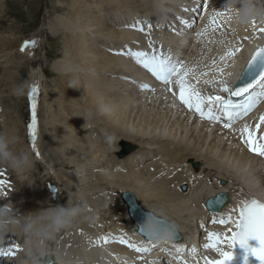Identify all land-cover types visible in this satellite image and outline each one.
I'll return each mask as SVG.
<instances>
[{"label": "bare ground", "instance_id": "6f19581e", "mask_svg": "<svg viewBox=\"0 0 264 264\" xmlns=\"http://www.w3.org/2000/svg\"><path fill=\"white\" fill-rule=\"evenodd\" d=\"M70 1V6H66L68 8L66 19L63 20V17V19L61 17L56 19L58 22L56 23L66 32H64V36H66L64 38L65 55L62 60L55 64V69L59 74L57 78L59 83L56 88L57 93L65 101L63 110H60L63 113V120L59 122L58 128H61L63 133L67 134V142L65 143L62 137L59 134L57 135V141H55L59 149L57 152L54 151L58 157L55 165L64 164V162L72 164L76 161L74 159L68 160L66 153V156L60 155L62 143V146L67 148L72 146L78 152L83 151V146L85 145H87L89 150L91 149L88 155L91 156V160L86 163L76 164L81 168V172L86 170L87 167L85 166L90 163L93 164L91 168H95L97 165H104V160L101 158L104 151L98 155L102 148H98L84 131V124L81 119L85 111H89L98 121L100 120V123L105 125L104 127H110L117 132H114L115 134L119 133V137L117 135V150L124 141L131 143V145H136L134 147L136 149H133L128 154L119 155L120 158H117V156L113 158V163L117 166L115 170H118L119 179L110 181L105 178L103 185H97L98 188L102 187V189L107 191L114 190V199L116 201L113 200L117 202L116 205L123 214H120L123 217L119 219L121 226L117 230L118 226L114 222V226H111L112 228L108 230L102 228L103 222V225L97 226L95 225L96 223L91 221L94 212H90L92 203L88 198L89 191H86L88 188L79 192L77 189V195L74 192L72 193L67 186H65L64 190L58 188L59 192L55 188V192L64 194L65 198L69 197L68 200L64 198V200L54 199L47 202L42 195L43 193H41L38 170L31 163L32 167L27 168L32 172L28 178L20 176L15 181L16 184L11 183L12 187H6L5 185V189L0 181V206L7 205L12 210L13 220L9 229L0 238L4 240L3 247L0 248L7 250L5 255L0 256L1 264H40L43 256L49 254L54 255L59 264H64V259L70 264H83V259L91 264H144L135 257L136 248L130 247L129 244H134L137 248L145 245L153 247L156 257L154 258V255L151 254L146 256L156 261L160 255L162 256L165 253L171 259L170 264H179L180 257H186L189 253H193L192 249H195V252L197 251L198 253L195 254L190 264L196 263L202 257L214 258L217 252L210 248H204V244L208 243V227L215 228L214 224L219 222L214 223L213 220L219 221L221 218H228L227 212L231 208L244 201L246 197L258 189L254 185L256 182H249L238 177V173L244 170L246 165L236 169L233 179L227 177L228 173H226V170L228 167L235 168L233 162L224 161L229 157V145H232L233 142L235 143V140L236 143L234 145L236 146L241 145L242 142H240V138H232L231 140L227 139V142L224 143V139L226 136L237 137V135H241V130L245 125L249 129L251 127L250 124L255 126V124L260 123L259 115L252 122L249 116L243 120H235L232 122L231 127H225L228 121L224 117L218 122L219 124L223 123L221 126L216 124L217 121L205 118L206 120H203L205 125L200 129L197 125L195 127H193L194 125L192 126L197 119L193 120L189 127L191 118L189 117L191 116L189 112L186 113V116H188L187 123H183L186 116L180 122V116L184 111H190L192 114L194 112V119L196 117L199 118L200 115L194 109H189L185 104L184 109L176 108L177 97L170 93L169 90V87L175 85L178 88V92H176L179 95L180 87L176 83V79H172L167 85L165 83L161 84L162 86L159 89L156 88L159 80L150 71L144 70L143 66L138 64L136 59L130 55V52L144 50L149 54L155 53L158 56H164L171 51L174 53L173 57L170 58L172 61H175L176 58L180 59L182 55H187L185 63L181 66L182 72L180 73L184 76L185 84L190 86L191 89L199 91L201 95L208 96L213 93V90L216 89L221 80L230 84L235 83L253 49L264 40V31H262L264 30V9L260 11L259 17L256 13L258 20H255L257 17L255 16L256 18H254V15H252L246 22H243L238 18V14L243 7L242 0H236L234 3L233 0H207L199 25L193 30L192 17L197 13L198 4L202 0ZM253 1L255 2V0ZM259 1L264 3V0ZM255 4L258 3L255 2ZM157 6H161L163 9L157 8ZM145 9L149 10V12L151 11L153 15H147L146 13V15H142L141 12H145ZM254 9L258 12L256 7ZM2 11L3 4L0 2V51L3 52L0 58L8 56L7 59L9 61L13 59L12 50H9L13 42L11 39L6 41L4 35L2 37L4 39L1 38V35L6 30V27L2 24L4 17V15L1 16ZM148 24L151 25V28L147 26ZM149 31L154 33L155 44L162 45L157 43V39H159V42H164L160 49L151 50L152 41L148 42L146 36ZM25 41L19 40L18 53L31 52L29 47L24 50L20 48ZM237 48H239V51H236ZM229 52L234 53V55L222 61L221 56ZM184 69H190V71L185 74ZM206 81L212 82L206 83ZM143 85H148V87L145 88ZM154 88L156 90L151 92ZM161 95L164 98H162V102L157 103L159 105L158 109L160 108L161 110L157 115H153L156 112L155 110L153 113L156 102ZM168 97L173 106L172 104L170 106L168 104L165 105ZM54 107L55 99L52 98L47 107L48 111H50V114L48 113V123L58 126L57 123H54V119L59 120L60 115L54 114ZM258 113L260 114L259 111ZM75 114L76 119L73 118ZM214 126L219 128L213 131ZM203 129H206L205 133H203ZM259 131H264V126H261ZM195 133L197 134L194 136L193 134ZM214 133L217 134L212 137ZM76 134L79 135V141L76 140ZM203 134V144L198 146L200 142L196 140V136L201 138ZM261 134L264 133L262 132ZM253 139L255 144L264 145L262 141ZM83 142L85 143L83 144ZM228 142L229 144L227 145ZM223 143L224 146L220 151L221 161L218 167L219 170H222V173L219 174L220 177L214 174L216 182L213 187L206 183L194 181L192 175L197 174L201 168L194 167V162L197 165L205 166V162H209L205 161V159L210 158L213 153L217 152V148L219 149ZM205 144L207 146L206 153L203 154L202 150ZM16 149L19 150V147L12 150L15 151ZM175 149L177 151H174ZM62 150L64 151L63 148ZM250 153L253 154L251 150ZM166 155H168V159ZM185 155L187 157L183 159ZM62 156L67 157L68 159L66 160L68 161H64ZM112 156H114L113 153ZM30 158L32 159V157ZM256 158L263 159L262 156L257 157L253 154L252 159L255 160ZM40 159L43 160L42 162L40 160L41 165L47 169L49 174H52V168L55 165H51V163L54 162H50L51 160L46 157H40ZM105 162L107 163V161ZM183 163L192 168H189L187 175H182L176 180L173 188H169L168 186L172 182L169 181V175L174 173L172 170H176L178 165ZM114 165L107 163L105 167L114 169ZM196 169L198 170L197 172L195 171ZM81 172L79 176L82 175ZM100 173L105 175L106 172L103 173L101 171ZM96 175L98 174L96 173ZM220 178H227L226 183L216 186ZM53 179L55 177H52V175L48 178L50 184H52ZM67 182L69 181L66 180L65 183ZM143 182L149 184L153 182V190L151 191V188L146 189L149 185L143 184ZM181 184H188V189L181 190ZM238 184L241 186L245 185L246 190L247 188L249 190L244 191L245 193L243 194L242 190L244 189L240 190L237 186ZM262 185L264 186V179L262 180ZM169 189L178 196L177 201L183 206H178L174 202L171 204L172 202L165 197ZM219 190L230 192L232 200L224 205L222 211L207 213L204 211L205 198ZM124 191H132L145 209L171 220L178 226L183 238L180 241L159 243L153 241L149 244L148 240L137 232V227L129 216L128 208L121 197ZM236 191H238L236 196L239 197L235 196ZM66 206H68V209L65 211L57 208ZM45 211L48 219V221L46 220L47 223L44 224L45 230L39 231L43 227L42 222H38V220H32V222L29 219V214L27 217L29 220L24 222L26 219L25 212L39 218L40 213H45ZM116 212L117 210L113 214H117ZM59 213L71 214L70 223L65 227H61L60 230H55L53 217ZM113 217L111 216L109 219L112 221ZM42 218L44 219V216ZM19 221L22 224V227L19 228L21 231L27 223L31 222L33 225L32 232H28L26 238L28 241L19 240L21 233L18 229L19 225H17ZM78 225H81L80 227L85 226V229L87 226L91 228L89 227V230L84 229L87 233L81 235L77 233L79 232L77 231L78 229L76 230L77 232L75 231ZM94 225L101 227V229L96 230ZM17 231L20 233L15 236ZM216 233L220 234V232ZM28 237L31 238L29 239ZM79 238L83 239V241L81 240L82 242H79L78 245L76 242H78ZM84 238L88 239V241L84 242ZM176 244L182 245L184 251L176 253ZM21 247L23 248L22 250ZM59 247H61V250L58 251L57 248ZM167 250L170 253H166ZM72 256L75 258H72ZM80 258L82 260H79Z\"/></svg>", "mask_w": 264, "mask_h": 264}, {"label": "rangeland", "instance_id": "374dc122", "mask_svg": "<svg viewBox=\"0 0 264 264\" xmlns=\"http://www.w3.org/2000/svg\"><path fill=\"white\" fill-rule=\"evenodd\" d=\"M234 1H236V0H233V3H234ZM252 1L253 0H251V2ZM0 2L3 4V11H2L1 16L4 15V17L2 19V24H3V26L6 27V30L4 31V34L1 35V38L4 35L6 41L11 39L13 42V45H14V46L12 45L9 49L10 51L12 50V56H13L12 60L8 61V59H7L8 56H6L4 58H0V123L2 122L1 127H0L1 128L0 129V135H4L10 141H12V143L10 144V149L14 154L19 155L22 153H27L30 157H32V159H31L32 163L36 166V170H38L37 171L38 176H40L39 177L40 180L39 179L38 180L40 181V184H41V186H40L41 190H42L41 193H43L42 195L44 196V199L47 202H49L50 200H54V199L64 200V198H65L64 194L58 193V192H59V189L64 190L65 186L69 187L71 192L72 193L74 192V194L77 193V189L79 192L83 189L85 190L88 188L86 191L87 192L89 191L88 192V194H89L88 198H89L90 202L92 203L91 207H90V212L91 213L94 212V215H95V216L93 215V218L91 219V221L93 223H96L95 225H97V226H99V225L101 226L104 223V225L102 227L103 229L104 228H112L113 227L112 225L114 224L115 220H119L123 217V216H121L122 215L121 212H119L120 209L116 205L117 202H115L116 199H114L115 198L114 190L112 189L111 191L110 190L107 191L106 189H102V187L98 188L97 185H99V184H100V186L103 185L105 180H106L105 178L109 179L110 181L119 179V176H118L119 174L117 175L118 170H115V167H117V166H115L113 163L114 157L117 156V158H120L119 153H118L120 151V148H121L120 145H119V149H118L119 151L117 150V144H118L117 143V135L119 137V133L115 134L117 132L113 131L110 127H107V126H106L107 128L104 127L105 125H103V123H100V120L98 121V119H96L89 111H85V113H83V116L81 119V121L84 124V131L86 132V134L88 136H90V139L95 142V144L97 145L98 148L99 147L102 148V150H100V153H98V155L101 154L102 151H104L103 152L104 154L107 153L105 156H104V154H102L104 157L103 156L101 157L104 160V165H97V166H95V168L94 167L91 168L93 166V164L90 163V164H87L85 166V167H87L88 170L86 169L87 171L83 170L81 172V168H79L78 165H76V164L86 163V162H88V160L90 161L91 156H88V155L90 154L91 149L89 150L87 148V145H85V146H83V151L78 152L77 149L75 150V148H73L72 146H69V148L62 146L63 143H62V145L59 143L61 145V149H60L61 154L60 155L66 156V154H67V156L69 158L68 159L67 157L65 158L64 156H62L63 160L68 161V160L74 159L76 161H74L72 164L70 162L69 163L64 162V164L61 163V164L55 165V161H58V159H57L58 157H57V155H55V152H57L59 149L58 146L56 145L57 135L59 134L60 137H62L63 141L65 143L67 142V134L63 133L61 128H58L59 122L61 120H63L62 119L63 113L60 110H63L65 101H64V99H61L57 93L56 88L59 86L57 78L59 77V74L57 73V70L55 69V64L57 62H59L60 60H62V58L65 55V51H66L65 48L66 47H65V43H64L65 42L64 38L66 36H64L65 30H63V28L57 24L58 22L56 21V19L60 18V17L61 18L63 17L64 18V19L62 18L63 20L66 19L65 16H66V12L68 9L67 7L70 6L71 1L70 0H0ZM255 2H257L258 4H255ZM255 2L254 1L252 2V4H253L252 6H253V8L256 7V9L258 11L256 13L259 17L260 11L262 9H264V3H261L259 0H255ZM260 4H262V5L260 6ZM258 6H260V7H258ZM157 8H162V7L157 6ZM259 8H260V10H259ZM203 9H202V5H200V6L198 5V11L199 10L200 11L199 12L197 11V13L192 17V19H193L192 23L194 24L192 26L193 30H195L197 28V26L199 25V20L202 18V15L204 12ZM146 10L147 9H145V12L142 11L141 14H143V13L144 14L145 13L146 14H152L151 11L149 12V10H147V11ZM255 16H256V14L254 15V18L257 17V16L255 17ZM258 17L255 20H258ZM59 27H61L62 29ZM150 32H152V31L147 32V34H146L147 38H148V36L153 38L154 33L152 32V34H151ZM2 39H4V38H2ZM19 40L20 41L35 40L36 44H35V47H29L31 49V52L21 54V53L17 52ZM24 49H26V48H24ZM2 53L3 52L0 51V55H2ZM185 59H184V62H185ZM5 61H8V62H5ZM5 68H6V70H5ZM33 86H36V91L34 93V101L32 99ZM176 89H178V88H176ZM170 93H172V92H170ZM52 98L55 99L54 114L60 115L59 120L54 119V123H57L58 126H55V124L48 123V120H49L48 113L50 114V111H48L49 109L47 107H48V104L50 103ZM162 98H164L163 95H161L159 97V99H158L159 102L158 101L156 102V106H155L153 113L155 112V110H156V112L154 114L152 113L153 115H157L159 113V111L161 110L160 108L158 109L159 105H157V103L159 104L160 102H162V100H163ZM80 100H81V98H80ZM261 100L260 101L262 103L260 101H258V104L256 103L257 104L256 107H254L255 109L253 108L254 109L252 111L253 113L251 112L248 115L249 118L251 117L250 120H253L255 118L254 116L259 115L258 111L260 112L261 116H264V101H263L264 97ZM168 101H169V97L167 98L165 105L168 104L170 106V104H172V106H173V103H169ZM33 102L36 103V112H37L36 136H35L36 149L35 150L32 147L33 139H32V136L30 135L29 127H28L31 124V122H30L31 113H32L31 105ZM182 105L183 104L181 102H177V107H180ZM188 112H189V114H191V116H189V117H191L190 123H189V127H190V124L193 122V121L191 122L193 114L190 113V111H187V110L184 111V113L180 116L181 117L180 122H181V120H183V118H185L186 113H188ZM178 114H180V112H178ZM73 118L76 119V114L73 116ZM187 120H188V116H186L183 123L184 124L187 123ZM193 120H196V119L193 118ZM263 124H264V121H260V123L255 124V125H258V128H257L258 130L256 129L255 131L253 130L254 126H251L249 128V130L252 132V136H254L253 138H263V141H264V134H261L262 132L264 133V131H259V130H261V126H264ZM196 125L200 129L203 125H205V123H202V121H199V123L196 122V123L192 124L193 127H195ZM5 128H6V130H5ZM218 128L219 127L216 128V126H214L213 131H215V129H218ZM103 129H106V130H103ZM4 130H5V132H4ZM202 131H203V133H205L206 129H203ZM196 134L197 133H195L193 135L195 136ZM216 134L217 133H214V135L212 137H214ZM226 134H228V133H226ZM75 136L77 137L76 140H78L79 135L76 134ZM246 136H247V133L245 134V137ZM203 137H204V134L201 138H198L196 136V140L200 142V145H198V146H202ZM232 138H234V139L240 138V142H242V144L238 145V146L234 145L236 143V140H235V143L233 142L232 145H229V149H228V156L229 157L226 158V160H224V161L229 162V163L233 162L234 163L233 165H235V168L228 167V169L226 170V173H228L230 175L228 177H230V179L232 177L234 178V175L236 174V172H235L236 169L238 167H242L243 165H246L247 167H245L244 170H242L238 173V177L243 178L242 180H247L249 182H252V181L256 182V183H254V185L256 187H258V184H260V183L262 185V180L264 179V161H261L262 159H260V158H259L260 160L257 158L255 160L252 159L253 154L250 153V149H249L248 145H246L244 140L241 138V135H237V137L226 136L224 139V143L227 142V139L231 140ZM70 140H71V138H70ZM80 142H82V141H80ZM84 143L85 142H83V144ZM224 143L219 149L217 148V152L213 153L210 158L205 159V161H209V162H205V166L197 165L194 162V164H193L194 167H201L199 171L197 169L195 170L196 172L198 171L197 174L192 175V179L194 181L199 182V183H206L210 187L211 186L213 187V185L216 182L215 175L217 176L220 173H222V170L221 169L219 170L218 167H219V164L221 161V155H220L221 152L220 151L223 148ZM228 144H229V142L227 143V145ZM18 147H19V150L18 149H16L15 151L12 150V149L18 148ZM206 147L207 146L205 144V146L202 150L203 154L206 153ZM62 148L64 149V151L62 150ZM104 148H106V149H104ZM37 151H38L39 155L36 154ZM174 151H177V149H175ZM63 152H64V154H62ZM112 153L114 156H112ZM197 153H200V152H197ZM47 155H48V157H47ZM180 155H181V152H180ZM70 156H72V157H70ZM40 157L41 158L46 157L47 159L49 158V160H51L50 162H54V163H51V165L52 164L55 165V167L53 166L54 169L52 168V170H53L52 174H49L47 172V169L43 165H41V162L43 160L40 159ZM88 157H90V158H88ZM184 157H187V156L186 155L183 156V159H184ZM257 157H259V156H257ZM50 158H52L53 160ZM166 158L167 159L169 158L168 155H166ZM66 159H68V160H66ZM40 160H41V162H40ZM199 160H197V161H199ZM105 161H107V163H110V165H114V169L106 168L105 166L107 165V163ZM27 168L28 167L21 168V169H15V168L10 167L7 164L0 163V181L2 183L3 188L5 189V185H6V187L7 186L12 187L10 184L11 183L16 184L15 181L20 176L28 178V176L32 172H31V170H28ZM189 168L191 169L192 167L187 166L183 163V164H179L176 170L175 169L172 170L174 173L169 175V178H170L169 181H172V182L169 184L168 187L173 188L175 186L176 180L180 176L187 175ZM57 169L60 171L59 173H58ZM112 170H113V172H112ZM101 171L103 173L106 172L105 173L106 176L101 174L100 173ZM80 172L82 174V175L80 174L81 176H79ZM96 173L98 175H96ZM55 174H57V175H55ZM91 174H93V175H91ZM108 174H110L111 176ZM112 174H114L115 176ZM26 175H27V177H26ZM51 175H52V177H55V179H56V180L55 179L52 180V184H50L48 181V178L51 177ZM89 176H90V178H89ZM108 176H109V178H108ZM74 177H75V179H74ZM219 177H220V175H219ZM62 178H63V180H61ZM3 179H4V181H3ZM79 179H80V181H79ZM91 179H93V180H91ZM66 180H68L69 182L65 183ZM90 181H92V182L89 183ZM56 183H57V185H56ZM83 183H84V185H83ZM143 184L149 185V187H146V189L151 188L150 190L151 191L153 190V188H152V186L154 185L153 182H150V184L143 182ZM187 185L188 184H181L180 189L181 190L185 189V188H183L184 186H186V189H188L189 185L188 186ZM49 186H50V189H49ZM237 186L240 188V190L244 189V190H242L243 194L245 193L244 191L249 190L248 188L246 190L245 185L241 186L240 184H238ZM53 187L56 188V190L58 192L52 193ZM90 190H92L93 192ZM104 190H105V192H104ZM106 192H108V193H106ZM111 192H113V193H111ZM92 193H95V194L92 195ZM237 193H238V191H236L235 196ZM57 196L60 198H58ZM90 196H92V197H90ZM165 197L172 202L171 204H173V202H174L178 206H183V205H180V203L177 201L178 196L176 194L172 193L170 191V189L168 190V194ZM236 197H239V196H236ZM68 198L69 197H66L65 200H68ZM116 207H117V209H116ZM62 208H64V207H62ZM91 209H92V211H91ZM116 210H117L116 213L118 215L121 214L120 216H118L115 213L113 214V212H115ZM46 211H45V213L44 212L40 213L39 218H38V216H34L31 213L25 212L26 213V217H25L26 219L24 218L25 220L24 219L23 220H24V222L26 220H29V219L31 221L32 220L33 221L38 220V222L41 221L43 224V227L39 231H43L46 228V227H44V224H46L48 221V219L46 217L47 216ZM95 211H96V213H95ZM20 212H22V211H20ZM103 212H105V213H103ZM28 214H29V219L27 218ZM43 216H44V219L42 218ZM111 216L115 217L113 219L111 218L112 221L109 219V217H111ZM17 225H19L18 229L22 227V224L20 221L18 222ZM95 225H94V228L96 230L101 229V227H97ZM80 226L81 225H78L75 228V231L78 229L77 231H79V232H77V231L76 232L78 234H81V235L87 233L85 230H87L90 227V226H87L85 229V226H82V227H80ZM94 228L92 227L93 231H94ZM60 229L61 228H59V230ZM19 230L21 231V229H19ZM80 230H81V232H80ZM18 231L16 232V234L20 233ZM54 233H56V232H54ZM22 235H23V237H22ZM27 236H28V232H26L25 228L23 227V230L20 233L19 240L24 241V239H26ZM28 238L30 239L31 237H28ZM81 240L83 241V239L79 238L77 240L78 242H76V244L79 245V242H82ZM85 241H88V239L84 238V242ZM135 260L138 261L137 259H135Z\"/></svg>", "mask_w": 264, "mask_h": 264}, {"label": "snow or ice", "instance_id": "6c2138e0", "mask_svg": "<svg viewBox=\"0 0 264 264\" xmlns=\"http://www.w3.org/2000/svg\"><path fill=\"white\" fill-rule=\"evenodd\" d=\"M35 44V40L26 41L22 46V50L27 47H35ZM236 51H239V48H237ZM130 55L136 59L138 64L149 70L156 79L161 80L166 85L171 82L172 76H177L176 83H178L180 87V101L189 109H194L202 118L218 121L222 117H226L228 122L225 124V127H231L233 121L246 115L255 103L260 98L264 97V47L258 48L251 56L245 71L240 77L241 86L233 89L221 80V89L230 94L228 98L214 95L203 96L199 91L191 89L190 86L185 84L184 76L180 74L182 69L179 63L173 62L169 57L158 56L155 53L149 54L144 51L130 52ZM232 55H234L232 52L226 53L224 56H221V60L225 61L227 57H231ZM183 71L186 74L190 69H184ZM221 71L223 70L221 69ZM211 82L212 81H206V83ZM143 87L147 88L148 85H143ZM35 91L36 86H33V101ZM231 96L244 97V99L242 101H233ZM31 107L33 120L28 127L33 139L32 147L35 150L36 103L33 102ZM261 121H264V116H261ZM245 133H247L246 137ZM241 138L251 151L264 156V145L259 148L254 146L252 132L248 129L247 125L241 130ZM36 154L39 155L38 151ZM151 219L154 220L157 225L155 230L148 229L145 226L144 220L138 226L139 232L145 236L149 244L156 241L165 230L172 231L171 242L176 240L177 230L174 229V226L170 225L163 218L156 217L154 214L151 215ZM213 222H219L220 224L234 223L235 229L233 230L230 228L228 230L231 232V236L221 237L219 233H208V243L204 244V248L213 249L218 252L222 258L210 260L205 257V264H228V261L232 259V251H225L219 246L224 240H227L229 247L232 249L239 244L246 250L248 255L255 256L259 264H264V203L252 198L250 201L242 204L239 216L234 220L229 216L227 219L221 218L219 221L213 220ZM253 239L258 242L257 246L250 247L248 242ZM129 246L136 248L134 244H129ZM175 249L176 253L184 251L183 246L179 244L175 245ZM136 250L138 252H149L151 248L145 245L136 248ZM192 252L195 253V249H192ZM6 253V249L0 248V256ZM245 261H247V256L245 257ZM46 264H48V262H46ZM185 264H187V261H185Z\"/></svg>", "mask_w": 264, "mask_h": 264}, {"label": "clouds", "instance_id": "9594fccd", "mask_svg": "<svg viewBox=\"0 0 264 264\" xmlns=\"http://www.w3.org/2000/svg\"><path fill=\"white\" fill-rule=\"evenodd\" d=\"M243 7L241 8L238 18L246 22L247 19L256 14V10L253 8L251 0H242ZM10 141L6 136L0 135V163H4L9 165L15 169H21L25 167L31 166V158L27 153L22 154H14L10 149ZM70 215L68 213H59L53 217V227L58 230L61 227L67 226L70 223ZM152 213H146L144 221L145 226L150 230H155L157 225L154 220L151 219ZM157 217V216H156ZM13 223L12 220V210L7 206H0V238H2L3 234L9 229L10 225ZM174 226V229L177 230V226L174 223H169ZM25 231L31 233L33 229V225L31 222L27 223L25 226ZM172 239V231L165 230L156 240L159 242H171Z\"/></svg>", "mask_w": 264, "mask_h": 264}, {"label": "water", "instance_id": "95a60500", "mask_svg": "<svg viewBox=\"0 0 264 264\" xmlns=\"http://www.w3.org/2000/svg\"><path fill=\"white\" fill-rule=\"evenodd\" d=\"M239 86H241V81L238 83V85L236 87H239ZM233 97L240 98V97H236V96H233ZM122 147H123V150L121 152V155H125V154H128L129 152H131L134 149V147H136V146L134 144L131 145V144L124 141V142H122ZM221 182L225 183V180L222 179ZM123 197L125 198L126 203L129 205L130 213L132 214L133 218L135 219V222L140 225L142 223V221L144 220L146 213H149V212L145 211L143 209V207L136 201V198L134 197V194L132 192H125L123 194ZM225 202H228V198L225 200ZM221 209H222V207L219 208V210H221ZM159 218H162V217H159ZM164 220H166V219H164ZM166 221L168 223H171L168 220H166ZM181 237H182V235L177 229L176 240L180 239ZM0 244L1 245L3 244L2 240H0ZM44 260H45V262H48V264H58L54 255H47V256H45Z\"/></svg>", "mask_w": 264, "mask_h": 264}]
</instances>
